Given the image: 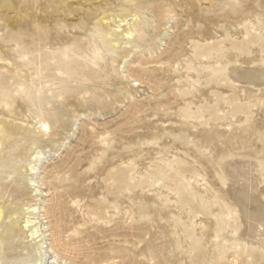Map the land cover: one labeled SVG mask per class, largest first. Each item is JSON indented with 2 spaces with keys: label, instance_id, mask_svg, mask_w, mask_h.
<instances>
[{
  "label": "rangeland",
  "instance_id": "374dc122",
  "mask_svg": "<svg viewBox=\"0 0 264 264\" xmlns=\"http://www.w3.org/2000/svg\"><path fill=\"white\" fill-rule=\"evenodd\" d=\"M0 264H264V0H0Z\"/></svg>",
  "mask_w": 264,
  "mask_h": 264
},
{
  "label": "bare ground",
  "instance_id": "6f19581e",
  "mask_svg": "<svg viewBox=\"0 0 264 264\" xmlns=\"http://www.w3.org/2000/svg\"><path fill=\"white\" fill-rule=\"evenodd\" d=\"M2 217V215H1V210H0V218Z\"/></svg>",
  "mask_w": 264,
  "mask_h": 264
}]
</instances>
